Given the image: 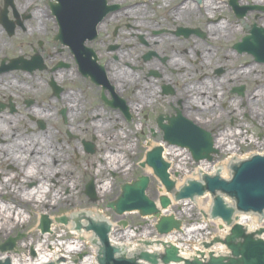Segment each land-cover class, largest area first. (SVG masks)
Instances as JSON below:
<instances>
[{
	"label": "rangeland",
	"instance_id": "obj_1",
	"mask_svg": "<svg viewBox=\"0 0 264 264\" xmlns=\"http://www.w3.org/2000/svg\"><path fill=\"white\" fill-rule=\"evenodd\" d=\"M52 1V2H50ZM115 2L120 3L123 6H126V10L128 15L135 14L138 17H141V21L137 22V20H131L130 18H124V22H127L130 26L129 28V34H130V45L134 46V48H131V50L134 51L135 57L133 56V61L136 62V64L143 65L142 61L137 62L136 55L139 54L140 51L145 50L146 48L142 47L141 45H138V37L140 34H145L140 31L139 24H145L149 27H166L171 28L172 30H176L178 27H193V28H199L200 31L206 35L204 37L197 36V35H190L187 39H184L186 37L178 36L175 40L174 46H171L173 48V51H170V54H173L174 59L179 57L181 67L178 69L177 73H179L181 79L182 85H186V88L183 89L181 96L184 97V100L190 99L192 97V89L189 90V87L192 88V84L199 80L200 75H210L212 74L213 69H221V67L231 72L232 70H238L240 66L246 65L245 68H250L251 72L246 73L247 76H244L242 80L236 81L231 80V78L226 77V81H223V87L225 91L227 92L228 87L232 88L234 85H246V93L248 96V110L243 108L241 104V97L238 94H232L231 97V103L237 104L239 106V111L242 108V111H246V114L248 116H244L246 114H237L235 119L234 127H232V123H229L228 119L220 120L221 117L225 118L223 116V112L220 111L221 107L220 105H216V108L218 111L216 113L211 112L208 114H205L203 112V115L205 118H211L213 119L212 122L209 124L210 126L203 125L206 129L212 130L214 129V133H218L220 131H223L224 129L227 130V128H231V132L235 133L234 140L230 142L231 144V150L225 149V147L220 146L219 149H222L221 152H218L217 154H214L212 161L203 160L202 162H195L190 157V153L187 149V156L185 159H183L181 162L179 159H175V161L172 163L173 165V175L180 181L183 182L184 179H186V174H192L193 171H195L196 168L201 166L200 163L206 164L207 169L212 170V167L215 164H220L225 162L226 159L230 158L229 155L233 157H244V155L251 153H255L256 151H264V63H258L254 61L253 56H251L247 52H241L238 53L237 51L232 49V46L234 47L235 44L239 43L241 39L244 37V35H247L249 33V25H250V18L249 15L246 14V16L236 19L234 14H230L229 8L227 2L228 0H210L211 3L218 4L220 3V9L214 11L212 13L211 18L206 19V13L208 6L203 7L199 5H195L193 1L187 0L190 2V8L195 11V16L188 15L184 18H178V20L175 21V9H177V5L183 2L184 0H114ZM213 1V2H212ZM55 2L54 0H38L36 5L33 6H24L26 4V0H15V4H17V7L19 8H28V11L32 13L34 9L38 10L39 14L38 16L43 19L45 22L44 26L42 28H39L40 30H44L46 27H53L55 24V19L53 16H51L50 13V4ZM143 2H148L146 4H143ZM238 3L240 4H246L248 3V0H238ZM136 5V6H133ZM133 8H130L132 7ZM143 6V9L141 10ZM209 10V9H208ZM198 14V15H197ZM197 15V16H196ZM222 17V18H221ZM142 22V20H144ZM209 20H220L224 25L225 22L228 21V23H236L238 32L231 35L230 41L226 42L225 39L219 38L212 39L210 37V32L206 30V24L209 23ZM136 21V23H135ZM112 24L107 27V30H109L110 27L114 25V23L118 21H111ZM219 22V23H220ZM32 25L31 27L36 30L35 28V18L31 21ZM211 26H214L212 22H210ZM219 25V24H218ZM216 25V26H218ZM257 26H261L264 28V22H261ZM52 29V30H53ZM104 28L101 29V31ZM100 31V32H101ZM104 33V31L101 32V34ZM38 33L34 31V34L32 35V38L37 39ZM45 39V34H42ZM148 41V44L151 46V49H155L154 44L152 43V39H149V35H145ZM165 43H167L168 46H170V43L168 37L161 36ZM26 39H29L27 37ZM199 42L200 45H198V49L192 50L191 46H193L194 42ZM160 42V41H159ZM147 49H149L147 47ZM226 49L228 51H233L231 56H226ZM160 50L162 53H167L166 51H163L162 46H160ZM203 55V58H202ZM140 59V58H139ZM151 63V62H147ZM252 63H254L255 67H251ZM46 65V63H45ZM145 66V65H143ZM47 67V65H46ZM135 66H133V69ZM198 70V71H197ZM240 70V69H239ZM74 71H76L74 69ZM45 72L44 70L37 71L35 76H30L29 79L25 78L21 73L16 74L17 82L20 79L27 80L31 83L32 89L29 90V93H23L22 91L27 90L29 88H22V86H25V84H15L14 87H9V91H15L12 95V101L17 103L19 105L18 108V115H11L7 116L6 114L2 118V126L0 125V136L3 137L4 142H0V179L4 177V173L6 178L12 177L13 175L17 177H22V174L24 171L20 170L18 171L19 167H16L12 163V157L10 159V150L9 145L11 144L10 141L17 140V142L21 143L27 138H30V136H33L35 139L39 138L42 134L48 133L50 134V140L51 143L55 146L59 147L61 154H63V163L60 162V165H67L68 171H64V169H61L62 171H56L52 175L53 177L50 179L49 184L51 185V190H53V187L55 189L54 192L58 191V196L60 197L58 203L52 207L49 208L48 206H45V208H40V212L38 214H33L34 209L28 204L25 205L24 209H19L17 207L16 210L22 211L23 216L25 217L24 220H26L25 226L18 225L14 227L12 230H10V233L3 237L0 236V244L4 243V240L8 238L9 236H16L18 233L23 235L21 240L16 241V249L15 251H9L11 254H20V256H25L26 254H29L28 256L32 255V250H35L37 244H42L45 240V238L42 237V234L40 231L36 228V225L39 222V215L41 213H49L54 218L56 216H67V214L75 213L77 211H88L91 209H98L103 211V213L111 219V221L115 224V233L114 234H121V229L124 227H120L117 222L121 221V219H124L128 222V226L138 228L140 223L143 221V217L138 215L137 212H131L123 214L122 216H117L112 209L107 208L106 204L113 199H116L119 196L120 193V186L124 182H129V180H134L138 176L146 173H150L151 171L148 170V168H141L139 167V163L141 160L144 159V156L146 152L148 151L149 142L155 143V145L159 144L161 141L162 131L158 129L155 125V122L157 120V116L161 112H167L171 110L168 105L167 101L169 100L170 96L168 97H162L159 98V95H152V99H148V103H145L144 98H141V101L139 102L140 108L141 105L145 104L147 106L142 107L140 109V112L138 110L133 109L130 111V119L124 120L120 118L121 120V127L122 131L118 135L117 143L122 147V152H124V161L126 162V166L124 165H114L112 162H110L107 159L108 164L110 165L108 168H92V167H81L80 169L77 168V165H85V159L86 157L84 154L81 153L79 149V143L74 139L68 140L67 136L65 135V131L69 129V126L67 124H64V122H61L60 117H57L54 109H50V104H53L52 101L55 99H52L50 102L47 87L48 83H50L49 80V72H45V77H42V73ZM245 74V75H246ZM141 70H136L134 73V76H137L136 81H141L142 76ZM61 78V77H60ZM67 81L64 79V82L62 84L67 85ZM136 81H134L136 84ZM207 79L205 80V82ZM229 81V83H228ZM61 85V83L59 82ZM84 84V86H83ZM75 86L78 90H84L86 89V95L89 98L90 90L86 87V84L84 81L77 80ZM74 87V88H75ZM78 95H80V92H76ZM9 96V95H8ZM6 95L3 96V98L7 99ZM33 97L35 99L34 107L26 108L25 104L23 103V99L28 97ZM213 95H211V99H213ZM220 99L218 101H226L229 102L228 94H220ZM195 100V99H194ZM216 100V99H215ZM214 100V102H215ZM198 101V100H197ZM63 102V101H62ZM47 104H49L47 106ZM135 105V103H133ZM137 104V102H136ZM193 106H190V110H192L193 117L196 119L198 114V108L199 105L194 106V102L192 103ZM58 105H63L61 101ZM49 107V109H48ZM44 108L47 110V112L50 113L52 111L51 119H47L45 116L43 117H37L33 113H36V111L40 112V109ZM196 109V110H195ZM220 109V110H219ZM82 109H79V111ZM41 115V113H40ZM211 115V116H210ZM221 116V117H219ZM244 116V117H243ZM82 117V116H80ZM192 117V116H191ZM190 117V118H191ZM8 119V120H7ZM43 121L46 124V128L39 130L37 121ZM214 120H219L218 122H214ZM232 122V121H230ZM74 120L71 122V124L74 126ZM218 123L217 125H214ZM212 124V125H211ZM1 127H3L1 129ZM75 127L71 129V131H74ZM228 129V132L230 130ZM74 133V132H73ZM126 137H123V136ZM80 137H82L80 135ZM125 138V141L123 140ZM134 142L133 149L129 151V149H125V146L128 144H132ZM9 143V144H8ZM228 144V145H230ZM260 144V146H259ZM11 146V148H13ZM260 147V148H259ZM179 148V147H178ZM77 149V151H76ZM78 154V156H77ZM19 155V152L18 154ZM14 156V155H13ZM21 160L17 163L20 167H22V157H25V153L21 152ZM9 159H4V158ZM105 158V157H104ZM184 158V157H183ZM94 159V157H93ZM52 160V159H51ZM231 160V159H230ZM229 160V161H230ZM106 162V163H107ZM179 163L182 164L181 167H179ZM184 164V165H183ZM27 164H24V167H26ZM178 166V167H177ZM41 167V166H39ZM18 168V169H17ZM176 168H182V171L179 173L176 171ZM228 169V168H227ZM209 170V171H210ZM231 174L230 169H228V172ZM93 178L94 183L97 186L96 194H94L96 200L95 202H91L89 197L85 195L86 191V185L88 181ZM19 179V178H18ZM16 179V181H18ZM59 181L61 182L59 184ZM149 189L147 191L149 197L152 199H156L159 196V188H161L160 182L157 180L155 176H151V182H150ZM58 184V187H55V185ZM101 184L107 185V192L105 191L104 194L100 193L98 186L100 187ZM7 186L9 189H14L18 193H21V191L17 188V184H15L13 181H9ZM35 182L29 184H24L26 189H31L34 187ZM53 186V187H52ZM6 188L0 187V191L7 190ZM9 192V190H7ZM12 191L8 194L11 195ZM7 195V194H5ZM2 195L0 196V203L7 202L9 199V196ZM208 198L205 197L204 199H198L196 201V204H190L185 206V212L180 217L183 218L185 223L187 224V227H195L196 224H198V220H200L201 216V209H205V205L207 204ZM16 205V204H15ZM257 219V218H256ZM258 221V219H257ZM149 226L147 228H144L143 232L146 234V236L152 237L154 235V232L151 231L152 226L148 224ZM210 225V233L214 232V225L212 223ZM264 226V221L261 224ZM149 231H145V230ZM151 231V232H150ZM210 233H202L198 231V234L190 233L194 237H200V238H207L210 237ZM58 234H61L60 242H63L65 245L68 243V241L74 240V234L71 232V229L66 227L65 225L60 224L57 222V228L55 233L51 237H48L46 239L47 243H55ZM126 234V233H125ZM141 233H138L131 237L132 239H137L140 237ZM120 236V235H119ZM127 238L121 237L120 241H126ZM22 240H26L28 243H32L29 247L24 248V243ZM18 248V249H17ZM82 251L79 253H68L66 248L64 247L61 251L63 255L70 256V260H80L81 257L89 256L92 254V249H90V245L88 243L84 244ZM22 252H25L23 254ZM1 254V253H0ZM80 255V256H79ZM31 258L34 256H30ZM75 262V261H74Z\"/></svg>",
	"mask_w": 264,
	"mask_h": 264
},
{
	"label": "flooded vegetation",
	"instance_id": "obj_2",
	"mask_svg": "<svg viewBox=\"0 0 264 264\" xmlns=\"http://www.w3.org/2000/svg\"><path fill=\"white\" fill-rule=\"evenodd\" d=\"M107 3L117 7L98 24L95 38L90 39L87 37L85 40L65 41L57 40L56 38L58 33L56 21L54 29L53 27H46L44 30H34L31 27L32 14L28 11V8L17 7L15 0H0V125L5 114L7 116L9 114L18 115L19 105L11 99L15 91H9V87H14L18 83L21 85L25 84L29 88L22 91L23 93H29V90L32 89L29 81L19 78L17 82L15 75L21 73L25 78L29 79L30 76H35L39 70H44L46 73L49 72L50 83H48L49 81L47 82L49 86L47 87L48 96L50 102L52 99L55 100L52 101L53 104H47V106L49 105L50 109L52 107L56 116L60 117L61 122L69 126V129L65 131V135L68 140L75 138L79 143L81 153L86 157L85 165H77L78 169L81 167L97 169V167L106 166L103 157L107 155V151L113 152L114 146H120L117 143L118 135L122 131L120 118L127 121L131 116L130 111L135 109L140 112L142 107L147 106L143 104L140 108L139 102L142 95L145 97V95L152 93V95H159V98L170 96L167 105L171 110L159 113L155 122L156 127L161 131H163L161 125L169 126V119L176 118L177 115L185 117L196 127L210 126L209 124L213 119L205 118L202 115L203 112L205 114L216 113L218 111L216 105H220L221 110H219L225 116V118L219 116L221 117L220 120L229 118L228 126L229 123H232L231 128L234 127L237 114H246V111L243 112L242 108L239 111L237 104L234 105L230 102L232 94L236 93L241 97L243 108L248 110L246 85L228 87L226 92L223 87V81H226V77L234 81L232 73H235V70L229 72L222 67L221 69H213L210 75H200V79L192 84V88L189 87V90L192 89L193 91L191 100H184L181 94L186 85L181 84L179 80L181 77L179 73L176 74L181 67V64H179L180 60L179 57L174 59L173 54H170V51H173L171 46L175 45L174 40L179 36L177 28L176 30L160 26L152 28L145 24H139L140 31L145 34L139 35L138 45L146 49L140 51V59L137 58L138 54L136 55V60L137 62L142 61L145 66L136 64L132 59L133 56L135 57L136 52L134 53L131 50L134 46L130 45L129 42L130 26L123 21L125 17L132 19L126 13L127 7L114 0H107ZM133 6L130 8H133ZM247 7H249L247 13L250 18L249 26H257L264 22V0H248ZM53 17L55 19V16ZM112 20L118 22L107 30V27L112 24ZM140 21L141 17L137 22ZM144 21L145 19L142 20V22ZM102 28H104L102 30L104 33L101 34ZM34 31L38 33L37 36L39 35L37 39L32 38ZM42 34H45L47 39L41 36ZM146 34L150 36L149 39H152L155 49H151L145 36ZM162 35L171 38L168 39L170 46L165 43L161 37ZM27 37L29 39H26ZM160 46L167 53H162ZM116 66L130 71L133 75L136 70L140 69L141 81H136V84H134L133 79H127L125 84L119 82L115 77V71H121V69ZM133 66H135L134 69ZM239 69L242 71L244 65L240 66ZM45 72L42 73V77H45ZM59 77H61V81L58 80ZM64 79L68 80V86L62 84ZM206 79L207 81L205 82ZM77 80L85 82L86 87L90 90L89 98L86 95V89L78 90L73 86ZM195 90H199L197 92L200 95L197 98L198 101H195ZM77 91L80 92V95L76 93ZM72 93H76L81 100L80 105L76 108L75 115H73L72 111L74 104L68 100V96ZM226 93L228 94L229 102H220V94L224 95ZM4 95L9 96L5 99L3 98ZM152 95L149 96L150 99H152ZM211 95L215 97L211 99ZM145 98L144 100L147 104L149 98ZM202 98L203 100H201ZM60 101L63 103L62 106L58 105ZM193 102L195 103L194 106L199 105L196 119H194L195 116L193 117L192 110H190ZM205 102H208L209 106ZM23 103L26 108L34 107L35 99L30 96L23 99ZM79 109L82 110L79 111ZM39 113L41 115L33 114L40 118L45 116L47 119H51L52 111L49 113L44 108H41ZM189 116L192 117L190 118ZM159 117L163 119L162 124L158 122ZM73 120L75 122L74 126L71 124ZM218 121L214 120V122ZM37 123L39 130L42 131V129L46 128V124L42 120L37 121ZM73 127H75V130L71 131ZM231 128L224 129L216 134L212 131L215 141L224 140L228 136L227 134L232 133ZM228 129L230 132H228ZM106 140L109 141L106 142ZM0 142H4L1 136ZM7 159L9 158L7 157Z\"/></svg>",
	"mask_w": 264,
	"mask_h": 264
},
{
	"label": "water",
	"instance_id": "obj_3",
	"mask_svg": "<svg viewBox=\"0 0 264 264\" xmlns=\"http://www.w3.org/2000/svg\"><path fill=\"white\" fill-rule=\"evenodd\" d=\"M57 3L51 4L53 14L57 17L59 25L62 30L66 29L69 32L74 28L78 27L76 23L80 21L83 17L88 20V15L86 13L91 12L92 16H89L87 21V28L89 32L95 35L96 24L101 20L103 15L110 10L107 7L105 0H56ZM236 0H232L236 12L240 15L246 13V8L236 6ZM62 30L57 35V38L63 39ZM251 36L244 37L241 43L234 46L238 51H248L253 53L254 56L259 61H264V29L255 28L254 26L250 31ZM79 37L75 33L70 32L67 37L72 39ZM163 139L175 144L179 147H185L189 149L192 159L195 161H201L207 159L212 160L211 154L217 152V149L213 147V139L210 134L200 128H194L189 126L188 121L183 117H177L170 119V125L165 127ZM162 146H156L147 152L145 160L140 163L141 167L148 165L152 168L155 176L158 180L165 186L166 192H173L174 201H180L184 199L194 200L195 196H202L205 194L206 190L212 195L213 204L210 208V218L217 219L220 218L227 226L231 225L229 234L221 239L220 237H215L210 241L203 242L202 246L206 250L211 248L215 244H223L229 251V256L224 255H213L212 251L208 252L209 258L206 261L199 259L200 255L205 259L204 252L202 250L195 251V255L192 259H185L179 255V248L172 244L166 242H160L159 240H154L155 243L164 247L162 254L159 253H149L145 249L133 253L130 258L124 253L123 248L127 253H132L130 248H128L124 243L117 242L113 237V233H110L109 238L107 234L110 231V227L102 222L105 221V217L109 219L103 211H79L75 214L76 229L81 226L88 227L91 234L96 242L97 258L96 262L100 264H143L142 261L148 264H158L161 261L162 264H169L170 262H182L183 264H264V239L256 237L264 232L263 228L251 232L246 228L245 232L244 225L240 223L233 224V216L236 212L248 213L262 212L264 209V156L255 155L238 163L232 164L230 167L233 170L232 177L229 180L221 179V177L228 178L229 173H224L221 166H218V171L215 175H208L205 170H201L203 182L197 181L198 177L193 174L187 178V183L183 184L185 181L178 180L173 174H169L167 169L170 164L167 162L166 158H162ZM235 158H241L236 156ZM166 160V161H165ZM220 176H219V174ZM171 175V179H170ZM149 177L147 175H140L136 180L130 181V183H123L121 185V192L116 200L109 201L107 207H111L117 215H120L126 211L137 210L139 215L144 217H149L150 219L158 217L159 219L154 224L156 232L159 235H164L176 230H181L182 221L175 218L174 215H163L160 216V209L154 200H151L145 193V190L149 186ZM180 187L179 189H175ZM86 194L91 196V200L95 201L96 198L93 193L92 186H87ZM222 195L229 196L235 205H229L224 201ZM230 198L225 200L232 201ZM158 204L160 208H167L171 205L170 198L166 195L160 196L158 198ZM252 216V215H250ZM255 217V216H253ZM41 222L38 228L45 233L49 229L50 221L47 216H41ZM61 222L66 223L65 218H58ZM264 221V219L262 218ZM111 223V221H106ZM120 224L126 226V221H121ZM219 228H222L220 225ZM93 231L96 233L102 245H99L97 238ZM23 235L18 234L14 238H9L5 241L3 245H0V251L12 250L15 247L16 240L22 238ZM110 241V244H109ZM152 242L144 241V245H150ZM101 246V247H100ZM115 246L123 247L118 248ZM101 250H100V249ZM99 251L101 257H99ZM119 254L118 257H115ZM121 255V256H120ZM99 257V258H98ZM5 259H9L5 261ZM160 259V260H159ZM1 264H14L11 256H5L1 259ZM43 264H59L55 261H45ZM145 264V263H144Z\"/></svg>",
	"mask_w": 264,
	"mask_h": 264
},
{
	"label": "bare ground",
	"instance_id": "obj_4",
	"mask_svg": "<svg viewBox=\"0 0 264 264\" xmlns=\"http://www.w3.org/2000/svg\"><path fill=\"white\" fill-rule=\"evenodd\" d=\"M38 0H26V4L24 6H33L36 5ZM213 2V1H212ZM203 7L208 6L207 9V13H206V19L211 18L212 13L216 10H218V8L220 9V3L215 4V3H211L210 0H204ZM26 9V8H25ZM143 9V6L141 8V10ZM194 8H190V2H188L187 0L181 4V6L179 5L177 9H175V21L178 20V18H184L188 15H194L195 11L193 10ZM39 11L34 9L32 11V19L35 18V28L39 29L42 28V26H44L45 22L43 21V19L41 17L38 16ZM229 12L230 14H233L232 12V8H229ZM198 15V14H197ZM196 15V16H197ZM131 16V15H130ZM195 16V15H194ZM131 20H139L140 17L136 16L135 14H133L131 16ZM136 23V21H135ZM223 23L220 22L218 26H211L210 23L206 24V30L210 32V37H212V39H217L219 40V38L225 39L226 42H229L230 37H232L231 35L235 34L238 32L237 29V24L236 23H228L225 22L224 25H222ZM36 29V30H37ZM194 42L193 46H191L192 50H196L198 49V45H200L199 42L196 41H192ZM226 51V56H231V54H233V51H228V49L225 50ZM203 58V56H202ZM117 68H119L118 66H116ZM251 67H255L254 63H252ZM121 69V68H119ZM235 73H232L233 78L237 81L242 80V78H244V76H247L249 73L251 72L250 68H245L242 69V71L240 70H235ZM126 73V75H125ZM246 74V75H245ZM125 76V77H124ZM115 77L117 78V80L119 82H122L125 84V81L127 79H133V81H136L137 76H134L130 71L126 70V69H121V71H115ZM61 78L59 77L58 80H60ZM61 81V80H60ZM27 89L26 86H24V89ZM151 89V88H150ZM28 90V89H27ZM199 90H195V95H196V100L197 98L200 97L199 94H197ZM142 94V93H141ZM140 95V93H139ZM151 94H147L145 95V97L142 98H149V96H151ZM141 96V95H140ZM68 100L71 101L73 105V115H75L76 112V108L80 105V99L78 97V95L75 94H70L68 96ZM203 100V98L201 99ZM200 102V101H199ZM206 105L209 106L208 102H205ZM36 113L40 114L38 111H36ZM190 115V114H187ZM191 117V116H189ZM228 136L224 138V140H217L215 141V145L214 147L217 148L219 150V152H221L222 149H219L218 147L223 146L225 147V149L227 150H231L233 148H231V140H234V135L235 133H229L227 134ZM50 134L48 133H44V135L42 134L39 138H34L33 136H31L30 138L25 139L24 141H22L21 143L17 142V141H12L11 144L9 145V150H10V159L12 157V163L14 166L19 167L18 171L20 172V170L24 171V173L22 174V177H17L15 175H13L12 177L6 178L4 173H1L4 175L3 178L0 179V187L2 188H6L8 185L9 181H13L15 184H17V188L21 191V189L23 188L21 193H18L17 191H15L14 189H9L7 187V190H9V192L12 191L11 195H9L7 192V190H2L0 191V196L5 195L6 197L9 196V199L6 198L8 201L7 202H2L0 203V236H4V235H8L10 233V230H12L14 227L21 225V226H25L26 224V220L25 217L23 216V212L22 211H18L16 210L17 207L19 209H24L25 205H30L32 207V209H34L33 214H38L40 212V208H45V206H48L49 208L54 207L60 197L58 196V191L54 192L55 189L53 187V190H51V185L49 184L50 179L53 177V173L56 171H62L61 169H64V171H68V167L67 165H60V162L63 163V154H61L59 147L55 146L54 144L51 143L50 140ZM123 137H126L125 135ZM128 138V137H126ZM106 139V138H105ZM125 141V138L123 139ZM109 140H106V142ZM134 142L132 144H128L127 146H125V149H129V151H131L133 149V145ZM230 144V145H228ZM13 148H11V146H13ZM158 145V144H157ZM162 145L163 146V156L166 158V160H168L169 162H174L175 159H179L180 162L186 158L187 156V150L185 149H179L175 146H169L167 144H164L163 142H160L159 146ZM153 146H155V143H150L149 142V146L148 149L152 148ZM260 146V144H259ZM260 148V147H259ZM122 147L117 146V147H113V152L111 151H107V155L105 160L110 159V162H112L114 165H124L126 166V162L123 160L124 159V152H122ZM127 151V150H126ZM19 152V155H17ZM21 152L25 153V157H22V167H20L17 163L21 160ZM128 152V151H127ZM261 154L264 155V151H256L255 153H251V154ZM186 155V156H185ZM249 156V154L244 155V157ZM184 157V158H183ZM230 158L226 159L225 162L220 163V164H215L212 167V170L207 169L206 164L200 163L201 166H199L198 168L195 169V171H193L192 174H186V177L189 178L190 176H193V174H195L198 179L202 178V174H201V170H205L206 173L208 175H214L219 169L218 166H221L222 169L225 172H228L227 169V165L229 163V160H232V156L229 155ZM235 158V157H233ZM52 159V160H51ZM60 162H58L59 160ZM7 160V158H6ZM230 160V161H231ZM2 161V160H0ZM24 164H27L26 167H24ZM182 164L179 163V167H181ZM184 165V164H183ZM41 166V167H39ZM178 167V166H177ZM174 167L172 166L170 168V173L173 174V169ZM179 173L182 171V168H176ZM148 170H150L148 168ZM210 170V171H209ZM19 178V179H18ZM16 179H18V181H16ZM185 180V179H184ZM35 182L34 187H32L31 189H26L24 184H29L32 182ZM61 182L59 181V184ZM55 187H58V184L55 185ZM100 193L104 194L105 191L107 192V185L101 184L100 187L98 186ZM159 193L162 195H166L170 198L171 202H172V195L167 193L165 191V189L163 187L159 188ZM16 204V205H15ZM157 204V203H156ZM157 206L159 207V205L157 204ZM93 211H99L98 209H91ZM169 209H167L168 211ZM101 211V210H100ZM167 211L163 210L159 212L160 216H163V214H167ZM171 211V210H170ZM79 212V211H77ZM77 212L75 213H71V214H67V216H65L64 218H66V224L65 226L68 227L69 229H71V232L74 234L73 239L71 241H68V243H66V245L63 242H60L61 239V234H58L56 242L55 243H47L46 239L48 237H51L53 235V233H55L56 228H57V224H56V219H54V217L52 215H50L49 213V219L51 220V232L50 233H46L44 235H42L43 238H45L44 242L42 244H37L35 250H32V255L30 256H34V258L28 256L29 254H26L25 256H20V254H11L8 252H4L0 254V260L5 258V256H11V258L13 259V263L14 264H43L45 261H55L59 264H96V258H97V249H96V243L95 244H91L92 240L95 242V239L93 238L91 231L88 227L85 226H81L80 228L76 229L75 228V221H77V218H75V214H77ZM154 217V216H153ZM153 219L158 220V217H154ZM238 221L246 226V228L250 231H255L256 229H259L261 227V221H257L256 217L253 216H244V215H239L238 216ZM218 222V221H217ZM205 225H197L196 227H189L186 232H187V236L189 237V233H196V231H201V230H205ZM135 233L132 231H126V236L123 234L122 237L127 238L126 241H120V238L116 236V234L113 233V237L115 238V240L117 242H122L124 243L128 248H136L137 245H143L144 241H149L151 242L147 236H145L146 234H144L140 239L137 240H131V237L134 236ZM143 238V240H142ZM22 242L24 243V248L29 247L30 245H32V243H28L26 240H22ZM88 243L90 245V249H92V254H90L89 256H84L82 258H80V261H71L70 260V256H66L62 254V249L65 247L66 250L68 251V253H79L82 250V247L84 244ZM155 243H151L150 246H154ZM18 249V248H17ZM23 254H25V252H22ZM186 255V254H184Z\"/></svg>",
	"mask_w": 264,
	"mask_h": 264
}]
</instances>
